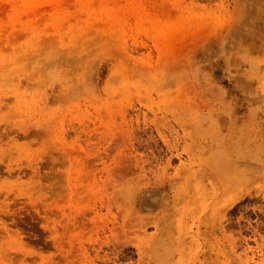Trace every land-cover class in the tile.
Segmentation results:
<instances>
[{
  "label": "rangeland",
  "instance_id": "rangeland-1",
  "mask_svg": "<svg viewBox=\"0 0 264 264\" xmlns=\"http://www.w3.org/2000/svg\"><path fill=\"white\" fill-rule=\"evenodd\" d=\"M0 264H264V0H0Z\"/></svg>",
  "mask_w": 264,
  "mask_h": 264
}]
</instances>
